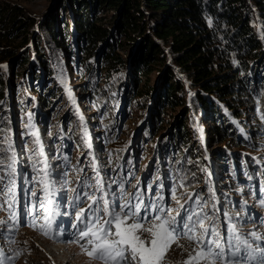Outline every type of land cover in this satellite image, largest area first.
<instances>
[{"label": "rangeland", "instance_id": "rangeland-1", "mask_svg": "<svg viewBox=\"0 0 264 264\" xmlns=\"http://www.w3.org/2000/svg\"><path fill=\"white\" fill-rule=\"evenodd\" d=\"M0 5L19 6L22 8L23 16L36 19V22L30 26V34L40 41L44 58L48 64L47 71H49L44 75L40 67H33L32 62L29 61L22 69L21 75H15L18 66L14 65L15 70L11 73L12 59L0 60V80L3 81V98L0 100V149H6L8 144H11L16 153L15 169L18 164L17 153L20 151V147L25 151V158L21 163L19 162L24 171L18 173V169H16L14 175L16 179L21 174L20 178L23 181L28 180L33 184V188L30 187L27 190L26 195H28L32 192L37 194L44 192L40 182L44 174L41 170L44 169L47 159L51 161L55 157L57 163L46 164L47 173L54 170L64 155L62 153L65 151L64 145L66 144L68 148L65 155L67 157L64 160L67 161L69 171L72 169L74 174L68 171L64 175V182H61L56 193L66 207L74 197L80 196L71 211L66 212L68 214L66 231L69 234L77 231L72 225L76 221V212L74 211L78 205L85 207L87 211L89 204L92 205V208L97 209L99 201L93 203L84 196L86 190L92 189L93 191L101 190L104 194L106 188L111 193L113 201L115 200L117 205H123L126 201H131L130 197L136 196L141 189L146 188L142 192H146L145 195L149 199H153L152 205L163 207L165 212L172 209L173 215L179 211L181 216L185 215L184 211H190V201H196L198 206L195 208L196 212L202 207L206 209L204 216L214 214L211 224L218 223L219 219L223 222L226 221L227 216L223 211L225 210L224 201L227 199L240 202L241 206H243L242 204L254 206L253 203L257 202V198L246 184L245 179L241 178L243 174L240 172L244 166L240 164L236 177L226 171L223 166L225 160L222 159L223 156L218 155L221 152L230 153L238 159L247 157L249 160L246 159V161L248 160L250 164L261 158L259 154L264 151L263 146L261 144L254 146L253 137L262 134L259 131L248 132L247 130L244 134L245 130H240L239 133L238 127V124L243 122L256 123L253 119V112L256 110V107L252 105L253 100L240 97V94L236 100H230L236 102V104H232H235L238 113H243V118L241 121L238 120L240 118L235 120L229 115V120L223 123L217 116L213 117L211 113L207 112L199 102L195 94L196 90L188 83L185 74L177 70L183 85V90L180 93H184L185 97L182 104L174 108L166 103L159 104V107L156 105L158 103L154 104V97L158 91L159 73L157 71H151L147 80L150 85L154 84L156 89H153L147 97L145 94H139L135 98L136 91L140 89L139 86L144 82V78L137 83L133 81L129 57L136 50H133L131 45H125L124 49L118 50L126 60L120 74L121 79L115 76L116 74H111L105 79L103 84V90L106 93L105 99L102 103L97 104L98 109L90 113L94 108L91 106V98L84 96L83 85L86 80H89V84H91L90 82L96 83L98 79H103L102 65L104 62L101 59L100 51L96 50L92 57H86V52L82 49L84 44L82 41L80 43L74 41V34H71L67 41L70 51L63 54L60 50L54 49V45L47 38L46 31L42 27L43 20L52 14L55 16L54 29L57 31L62 25V18L68 20L67 3L65 2L63 8L61 0H0ZM116 12L115 8L104 4L97 11V15H101L105 26L112 27L116 19ZM254 20L253 24L257 28L259 21L257 13L254 14ZM21 29L15 31L14 36L12 35V42L8 45L17 47L15 56L25 51L32 57L30 47L35 37L29 35L27 42L20 46L19 41L23 36ZM112 36L114 42L124 41V35L120 31L114 29ZM220 40L221 45L224 46L223 34L220 36ZM75 42H77L76 45ZM79 44L82 47H78ZM259 52L261 56L264 55V46L260 47ZM241 57L243 55H237L235 50L230 52L231 61H236V63L233 62L234 66H240L243 63L244 59L242 60ZM261 61L258 60L254 63L249 61L248 63V72L252 70L255 73L257 70L254 75L256 78L251 84L256 83L253 94L260 96L264 95V61ZM92 63L95 64V67L93 74H90L87 71V65H92ZM4 65L7 67H2ZM33 74H37L39 79L32 77ZM44 79L46 84L43 82ZM116 82L119 84V90L118 86H115ZM242 83L244 84L243 80L240 84ZM248 86L252 85L247 84V88ZM34 87L40 88L41 93L48 94V90H52L54 93L48 97V105L43 106L46 109L41 108L45 113L39 112L37 108L38 95L33 90ZM132 88L134 89L132 90ZM99 109L103 110L102 113L95 115ZM178 116H181V120L185 121L190 131L189 144L191 148L203 159L202 163L204 164L198 170L197 167L201 161H193L187 147L183 148L184 152L180 155L184 157V163L181 165L180 161L178 165L170 166V163L175 164L180 159V156H174L171 151L172 145L179 142L176 138L177 129L184 127L183 124L176 126ZM219 121L227 127L229 133L208 143L207 138L211 137L212 126ZM29 124L31 127H26ZM254 127L258 128V126ZM37 139L39 144L35 143ZM75 139L80 141L81 151L76 146ZM246 140H250L252 144ZM49 147L52 149L49 151L50 154L44 150ZM38 151L42 152L43 162L39 160ZM55 151H58V157L53 153ZM6 155H11V152ZM4 156V153H0V158H4ZM101 161L106 165L105 178L97 173L98 168L101 167ZM81 164L84 165V168L78 175V172H75V167ZM3 167L0 165V168ZM93 174L98 175L100 183L96 181L85 186V178H91ZM6 175V172L0 171V176ZM72 176L73 178L70 179ZM7 183V179L0 182V220L7 221L5 224H0V250H2L3 257L11 258V264H102L99 260H90L87 255L81 252L76 243L49 241L48 237L42 235L40 230L39 226L43 224L41 219L36 220L37 227H32L24 221L16 223L14 216L7 208V203L11 200L10 196H5ZM71 184L76 187H70ZM149 186H152L151 191L148 190ZM173 190L175 199L172 198ZM13 193L15 195L16 192L13 191ZM190 195L192 199H189ZM197 196L199 200L196 199ZM160 197L163 199L161 200ZM206 199H210L211 202L204 204ZM136 203L139 202L131 201L132 205ZM181 204L184 206L183 208L180 207ZM240 205L236 206L242 209ZM32 207L33 203H31V209ZM116 210L119 211V207ZM241 212L235 214V222L238 227H240L239 223L245 220V213L243 210ZM55 213L54 220L57 221L62 213L58 208H55ZM160 214L164 215V213ZM142 217L144 219L138 222L145 227L150 226L151 216L143 215ZM106 218L105 216L104 219ZM251 220L242 223L241 232L247 235L253 231L261 232L264 226L259 224L257 219ZM205 222L207 224L208 220ZM138 234L146 243L151 239L148 233L138 232ZM81 243H85V241H81ZM195 247V243L183 235H179L165 253L161 264H184ZM257 248L264 249L261 242L251 247L248 260L245 263L234 262V264H262L261 252L254 251ZM5 264H8V261H5Z\"/></svg>", "mask_w": 264, "mask_h": 264}, {"label": "trees", "instance_id": "trees-1", "mask_svg": "<svg viewBox=\"0 0 264 264\" xmlns=\"http://www.w3.org/2000/svg\"><path fill=\"white\" fill-rule=\"evenodd\" d=\"M65 2L69 10L68 20L62 18V25L56 31L54 29L55 16L50 14L43 20L42 27L46 31L47 38L54 45V49L60 50L63 54L70 51L67 41L71 34H74V41L78 43L82 41L84 44L82 49L86 52V57H92L96 50L100 51L101 59L104 62L102 65L104 77L98 79L96 83L90 82L91 84H89V80H86L83 85L84 96L91 98V106L94 108L90 113L98 109L97 104L102 103L105 99L106 93L103 90L105 79L111 74H116L115 76L121 79L120 74L126 60L118 50L124 49L125 45H131L133 50H136L129 57L132 79L137 83L144 78V82L139 86L140 89L136 91L135 98L139 94H145L147 97L153 89H156L154 84L150 85L147 82L148 74L151 71L159 73L158 91L154 97V104L158 103L156 104L158 107L159 104L166 103L174 108L184 102V93H180L183 90V85L177 71L185 74L188 83L196 90L195 94L207 112L211 113L213 117L217 116L223 123L228 121L230 116L235 120L240 118L238 119L240 121L243 118V113H238L235 106L236 102L230 100H236L239 94L240 97L250 98L253 100L252 105L256 107L253 112V119L256 123L247 124L243 122L238 124L237 122L239 133L240 130H245L243 132L246 130L248 132L259 131L262 135L253 137V143H255L254 146L261 144L264 150L262 133L264 123V118H262L264 117V103L262 101H264V95L253 94L256 83H251L256 78L254 75L257 70L255 73L252 70L248 72L249 61L252 63L258 60L264 61V55L261 56L259 52L260 47L264 46V0H61L63 8ZM104 4L115 8L117 11L112 27L105 26L101 20V15H97V11ZM255 13L259 16L257 28L253 24ZM35 22L36 19L23 16L22 8L19 6L0 5V60L11 58V73L15 70L13 66H18L15 75H21L22 69L29 61L32 62L33 67H40L44 75L49 73L43 47L40 46L38 38L30 34V26ZM20 28H22L21 32L23 33L19 41L20 46L27 42L29 35L35 37L30 47L32 57L25 51L15 56L17 47L8 45L11 44L15 31ZM114 29L123 33V42H114L112 36ZM222 34L225 41L224 46L220 43ZM78 47L82 46L79 44ZM233 50L237 52V55H243L241 59L244 61L240 66H234L233 61H231L230 52ZM246 58L248 60L245 61ZM255 59L258 60L255 61ZM94 67L95 64L93 63L87 65V71L93 74ZM37 76V74L32 75V77L39 79ZM242 80L244 84H240ZM43 82L45 83V79ZM247 84L252 86L247 88ZM115 86H118L119 90L117 82ZM0 87L1 100L3 98L2 79L0 80ZM33 90L38 95L37 108L39 112H44L42 109L45 110L46 108L43 106L48 103V97L54 93L52 90H48V94L41 93L38 87H34ZM236 91L238 93H235ZM102 111L99 109L95 115L101 114ZM181 119V116H178L176 126L183 124L184 127L177 129L176 138L179 142L172 145L171 151L174 156H180L184 152L183 148L187 147L192 160L201 161V165L199 164L197 167L198 170L204 164L202 163L203 159L191 148L189 144L190 131L185 121ZM220 121L212 126L211 137L207 138L208 143L229 133L227 127ZM254 126H258V128ZM74 141L81 151L80 141L76 139ZM246 141L251 143L250 140ZM51 142L53 141L51 140ZM47 150L52 149L49 147ZM53 153L57 154L56 152ZM262 154L264 155V151L259 154L262 158L261 162L264 160ZM218 155L223 156L222 159L225 160L223 166L226 171L234 174L235 163L239 164L240 159L230 153L220 152ZM20 156L25 158V151L22 147L20 148ZM52 160H55V157ZM164 161L167 162L165 159ZM177 161L175 164L170 163V166L178 165L180 161L182 165L185 159L180 156ZM246 164L248 168L254 166L252 162L251 164L248 163V160ZM83 167L82 164L77 165L75 172L80 175ZM105 167L106 165L102 164L101 161L99 173L101 172L103 176L107 174ZM57 168L61 170V173L50 175L55 182L53 186L57 184L59 178L64 177L66 169L67 172L69 171V167L66 168L63 163ZM72 171L70 169L69 172ZM72 174L74 173L72 172ZM92 180L93 177L88 178L86 183H90ZM70 186L75 187L74 184ZM191 188L193 189V187ZM86 193L91 195L90 191ZM210 202V199H206L204 204ZM235 206L233 201H224V207L232 216H235L236 213H242V209ZM207 216L212 218L211 214Z\"/></svg>", "mask_w": 264, "mask_h": 264}, {"label": "snow or ice", "instance_id": "snow-or-ice-1", "mask_svg": "<svg viewBox=\"0 0 264 264\" xmlns=\"http://www.w3.org/2000/svg\"><path fill=\"white\" fill-rule=\"evenodd\" d=\"M211 23V21H209ZM236 63V61H233ZM2 67H7L6 65ZM69 96L71 98V92L69 90ZM264 118V117H262ZM26 127H31V125H26ZM36 135V133H33ZM35 143L39 144L37 139ZM11 152V155H6ZM0 153H4V158H0V171L7 173L6 176H0V182L7 179L8 183L5 185L7 192L5 196H10L11 200L8 201L9 207L15 202L13 187L14 180L12 176L15 174V164H16V153L12 149L11 144H8L6 149H0ZM42 155V152L39 153ZM95 168V165H93ZM47 165L45 164L44 169L41 171L44 173L41 178V184L43 186V191L45 194V201L49 204L52 201L49 196L52 193L49 191V181L47 179L48 173L46 171ZM52 183H55L54 181ZM97 183H100L97 179ZM75 191V190H73ZM36 196L35 192L31 193ZM84 196L93 201V203H98L95 196L84 193ZM173 199H175V193L173 190ZM76 199H80L77 195ZM162 200L163 197H160ZM189 199H192L191 195ZM199 200V197H196ZM103 200V197L100 198ZM179 204V201H177ZM261 205H264V200L260 201ZM146 216H151L152 223L150 226L145 227L142 223L138 222L144 217L139 214L141 208ZM40 207L44 209L45 213H48L43 217L44 224H41L40 230L46 236L49 235V231L52 228L53 216L56 213H50L49 209L44 207V203L40 204ZM119 207V211L116 208ZM181 208L184 206L181 204ZM88 211H92V205L89 204ZM201 211L203 208L201 207ZM152 212L164 213V215H154ZM85 209H80L76 213V219L80 223H83V230L80 229L79 224H73L72 227L77 231L73 233V239L69 242L76 243L79 245L80 250L83 254L87 255L90 260H99L102 264H161L165 253L169 249L172 243H174L179 235H183L189 241L196 244L192 252L189 254L188 259L184 261V264H234L235 261L242 259L239 256L240 245L245 246V251L251 249V244L247 239H241L239 235H234L233 240L227 241L228 252L225 251V243L222 242L224 239L219 231H217L214 224H206V220L210 221V216L201 217L199 212H188L181 216L179 211L175 212L173 215V210L168 209L165 212L163 207L158 205H143L142 202L131 204V201H126L123 205H117L113 202L111 209L109 208V202L103 200V207H98L95 212H93V218L86 219L84 217ZM98 213H102L100 215ZM14 216V214H13ZM108 219H104V217ZM179 217V220H177ZM131 221V222H129ZM7 221L0 220V224H5ZM32 227H37L35 218L31 224ZM57 231L54 236H59L62 233L59 231V225H57ZM233 233H236V228L232 226ZM138 232L148 233L150 235V241L146 243L144 239ZM252 237L256 240L264 239L260 234L253 231L251 233ZM85 241V243H81ZM231 249H235L232 251ZM254 251H259L262 254V264H264V249H254ZM18 255V253H17ZM11 264L10 257H3L2 250H0V264Z\"/></svg>", "mask_w": 264, "mask_h": 264}, {"label": "bare ground", "instance_id": "bare-ground-1", "mask_svg": "<svg viewBox=\"0 0 264 264\" xmlns=\"http://www.w3.org/2000/svg\"><path fill=\"white\" fill-rule=\"evenodd\" d=\"M47 149V148H46ZM17 156H18V160H17V163H18V166H17V168L16 169H18L17 170V172L18 173H22L23 171H24V168L22 167V166H20L19 165V162L21 163L22 162V159H21V156H20V151L17 153ZM22 165V164H21ZM258 168V167H256V165H254L253 166V168ZM262 167H263V164H262ZM20 184H21V182H20ZM29 185H30V187H32L33 188V184L32 183H29ZM17 197V199H21V194H20V192H19V194L16 196ZM220 204V203H219Z\"/></svg>", "mask_w": 264, "mask_h": 264}]
</instances>
